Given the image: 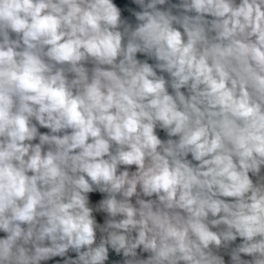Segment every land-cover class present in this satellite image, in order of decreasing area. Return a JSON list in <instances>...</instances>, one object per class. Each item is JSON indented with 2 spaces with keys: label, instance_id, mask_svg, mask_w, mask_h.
I'll return each mask as SVG.
<instances>
[{
  "label": "clouds",
  "instance_id": "obj_1",
  "mask_svg": "<svg viewBox=\"0 0 264 264\" xmlns=\"http://www.w3.org/2000/svg\"><path fill=\"white\" fill-rule=\"evenodd\" d=\"M0 264H264V0H0Z\"/></svg>",
  "mask_w": 264,
  "mask_h": 264
},
{
  "label": "trees",
  "instance_id": "obj_2",
  "mask_svg": "<svg viewBox=\"0 0 264 264\" xmlns=\"http://www.w3.org/2000/svg\"><path fill=\"white\" fill-rule=\"evenodd\" d=\"M117 3H123L125 0H116Z\"/></svg>",
  "mask_w": 264,
  "mask_h": 264
},
{
  "label": "rangeland",
  "instance_id": "obj_3",
  "mask_svg": "<svg viewBox=\"0 0 264 264\" xmlns=\"http://www.w3.org/2000/svg\"><path fill=\"white\" fill-rule=\"evenodd\" d=\"M95 199V198H94Z\"/></svg>",
  "mask_w": 264,
  "mask_h": 264
}]
</instances>
